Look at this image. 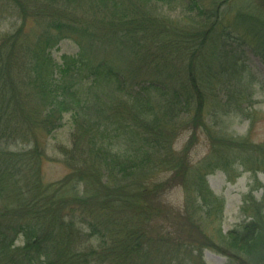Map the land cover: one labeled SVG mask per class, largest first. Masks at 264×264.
I'll return each instance as SVG.
<instances>
[{"label":"trees","instance_id":"obj_1","mask_svg":"<svg viewBox=\"0 0 264 264\" xmlns=\"http://www.w3.org/2000/svg\"><path fill=\"white\" fill-rule=\"evenodd\" d=\"M153 1L0 0V20L18 21L0 35V264H204V248L226 264H264V185L242 206L249 219L222 234L206 180L216 169L264 172V144L225 137L207 118L226 105L214 71L233 76L239 60L215 34L223 4L191 0L195 19L179 26ZM242 13L240 24L256 19ZM254 22L264 40L254 27L264 20ZM62 39L79 50L56 62ZM66 114L68 170L45 183L43 145ZM201 134L214 158L192 164ZM161 171L170 177L157 181ZM175 186L185 198L172 211L160 197ZM170 218L178 232L160 228Z\"/></svg>","mask_w":264,"mask_h":264},{"label":"rangeland","instance_id":"obj_2","mask_svg":"<svg viewBox=\"0 0 264 264\" xmlns=\"http://www.w3.org/2000/svg\"><path fill=\"white\" fill-rule=\"evenodd\" d=\"M220 2L223 4L220 7L221 26H218L215 34L221 37L220 41L222 43L228 45L227 48L233 47L232 51L235 56L238 54L239 58L237 59L239 60L235 61L238 64L233 76L225 68L222 70L224 78L219 70L214 71L213 84H215L216 88L222 84L220 80H224L217 97L221 98L224 103L226 102V105L222 113L219 109H208L207 118L213 126L215 122L213 114L219 118L216 129L223 131L221 135L225 137L231 134L234 138L247 139V141L255 145L264 144V40L261 38L263 36L258 37L260 40L256 38L254 34L256 31H253L254 28H252V23H255V20H264V0H207L204 4L207 6L208 4L217 5ZM153 4L157 11L162 12L167 19L177 21L179 26L185 21L195 19V11H191L189 8L191 7V0H154ZM241 12H243L242 14H249L248 17L250 19L244 18L245 21L256 19L250 24H240L239 15ZM16 24H18V21L13 15L7 14L3 16L2 20H0V35L9 33ZM254 25L255 29L264 31V26ZM78 50L79 48L75 42L70 39H62L51 49V53L53 59L59 62L62 55L74 56L78 53ZM231 63L233 62L230 61L228 65H231ZM61 122L63 123L62 126L54 131L43 145L46 158L42 163V179L45 183L61 179L68 170L67 163L65 165L64 161L66 162V158L69 162L70 160L67 155H63L61 148L65 147L67 150V148L71 147L72 133L75 126H72L68 114L65 115ZM188 136V132H182L173 145L174 149H181ZM207 142L204 135L201 134L198 137L197 144L189 152V162L196 164L205 157L206 159L211 158L210 160L214 158L213 154L210 153ZM11 147L15 149V147ZM18 148H21V146H18ZM244 154L252 153L241 152L240 156ZM242 169V167H239L238 172L240 173L235 172L230 176H227L220 169H216L206 176L210 191L223 205L220 225L222 234H226L238 224L247 221L249 218H246L242 206L246 203H251V201L257 202L262 196L263 188L257 186L264 185V172L259 171L256 174H252ZM170 175V172L161 171L156 175V180L164 181ZM184 198L183 188L175 186L165 191L160 200L174 211V209L182 208ZM247 198L252 199L246 202ZM170 219L175 225H163L164 227L160 226V228L166 232L168 231L167 229L174 230L176 228V232H178L179 230L176 226L178 220L176 218ZM176 232L171 233V236ZM17 242L20 243L19 240ZM202 258L204 264H226L228 262V256L209 248L202 250Z\"/></svg>","mask_w":264,"mask_h":264},{"label":"flooded vegetation","instance_id":"obj_3","mask_svg":"<svg viewBox=\"0 0 264 264\" xmlns=\"http://www.w3.org/2000/svg\"><path fill=\"white\" fill-rule=\"evenodd\" d=\"M263 1V0H262ZM262 4H263V2H262Z\"/></svg>","mask_w":264,"mask_h":264}]
</instances>
